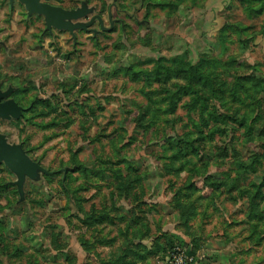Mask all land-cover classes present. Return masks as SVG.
<instances>
[{
  "label": "rangeland",
  "instance_id": "374dc122",
  "mask_svg": "<svg viewBox=\"0 0 264 264\" xmlns=\"http://www.w3.org/2000/svg\"><path fill=\"white\" fill-rule=\"evenodd\" d=\"M47 1L103 24L0 0V134L40 166L0 162V264H264V0Z\"/></svg>",
  "mask_w": 264,
  "mask_h": 264
},
{
  "label": "water",
  "instance_id": "95a60500",
  "mask_svg": "<svg viewBox=\"0 0 264 264\" xmlns=\"http://www.w3.org/2000/svg\"><path fill=\"white\" fill-rule=\"evenodd\" d=\"M9 1L12 3L14 0ZM19 1L26 5V8L30 13L35 12L43 14L45 17L46 28L49 30L54 26L60 30H67L74 35V32L77 29L87 30L96 18H98L103 24V20L99 15L92 16L87 22H75V20L85 17L93 12V9L85 5V3L77 9H66L41 0ZM6 95L7 93H0V100ZM21 108L22 107L14 100H7L5 102L0 101V117L18 118L21 113ZM2 161H4L5 165L17 174L18 181L16 183L20 189L25 177H34L36 175V169L40 168L39 164L32 161L23 151L21 145L10 144L6 137L0 134V162Z\"/></svg>",
  "mask_w": 264,
  "mask_h": 264
},
{
  "label": "flooded vegetation",
  "instance_id": "af4514ba",
  "mask_svg": "<svg viewBox=\"0 0 264 264\" xmlns=\"http://www.w3.org/2000/svg\"><path fill=\"white\" fill-rule=\"evenodd\" d=\"M41 1L48 2L47 0H41ZM9 3H10V1H9ZM0 93H7V95L5 97L1 98V100H0L1 102H5L7 100H14L19 106H21V104L12 96L13 95L12 94L13 93V88L12 87L8 86V87L3 88V87L0 86Z\"/></svg>",
  "mask_w": 264,
  "mask_h": 264
},
{
  "label": "trees",
  "instance_id": "16d2710c",
  "mask_svg": "<svg viewBox=\"0 0 264 264\" xmlns=\"http://www.w3.org/2000/svg\"><path fill=\"white\" fill-rule=\"evenodd\" d=\"M232 92L237 96V91L235 89L232 90ZM237 97L240 98V95H238Z\"/></svg>",
  "mask_w": 264,
  "mask_h": 264
}]
</instances>
